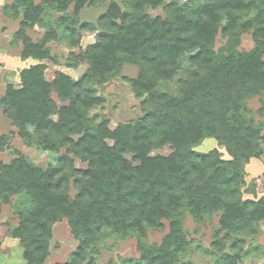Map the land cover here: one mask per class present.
<instances>
[{
  "label": "trees",
  "instance_id": "1",
  "mask_svg": "<svg viewBox=\"0 0 264 264\" xmlns=\"http://www.w3.org/2000/svg\"><path fill=\"white\" fill-rule=\"evenodd\" d=\"M105 1L11 0L1 7L21 17L11 40L20 57L37 62L19 71L17 83L6 84L0 107L26 146L52 158L42 167L17 153L0 164V205L21 197L17 224L0 222V243L10 235L25 264H42L53 225L65 220L77 244L55 264H97L98 243L108 234L135 236L139 256L125 264H177L191 243L184 212L195 220L215 213L216 264H235L239 244L264 221V196L242 198L240 190L244 164L263 152V124L247 118L245 101L264 93V0H108L93 41L69 52L71 66L86 63L83 73L72 79L55 71L48 79L45 61L56 58L47 43L63 37L77 46L78 12ZM157 7L162 15L147 12ZM35 25L44 29L38 40L26 32ZM248 31L252 48L238 50ZM125 64L137 68L128 81L141 114L110 128L107 118L91 113L103 103L96 86ZM180 69L177 92L159 90ZM257 113L264 118V97ZM206 137L230 158L216 148L195 150ZM9 138L0 134V152ZM163 147L170 151L152 154ZM163 221L168 231L160 243H146V231L162 228ZM224 239L238 248L234 254L224 252Z\"/></svg>",
  "mask_w": 264,
  "mask_h": 264
},
{
  "label": "rangeland",
  "instance_id": "2",
  "mask_svg": "<svg viewBox=\"0 0 264 264\" xmlns=\"http://www.w3.org/2000/svg\"><path fill=\"white\" fill-rule=\"evenodd\" d=\"M11 0H0V96L4 92L7 83H17L19 71L34 64L37 61L32 58L22 59L20 57V48L13 44L12 33L18 28L21 17H12L5 15L1 7L5 2ZM38 2V0H34ZM177 1L179 3L186 0H167ZM108 5V0L96 6H84L78 12V21L75 25L76 34L79 36V44L71 46L67 39L61 37L56 41H50L47 45L51 53L55 56L56 62L45 61V73L48 79H52L55 71H63L72 79H77L85 70L86 63H78L77 66H71L69 63V52L78 53L80 49L94 39L95 29H97V18L103 13ZM147 12L151 16L162 15V8H149ZM81 23H85L84 29L80 28ZM93 25L94 31L88 27ZM44 29L38 25L27 29L26 32L33 40L41 38ZM60 32V31H58ZM222 43L219 36L216 38L215 46ZM253 46L251 31L245 32L240 36L238 50H249ZM137 68L125 64L121 71L102 86H96V92L103 98V103L91 110V113H97L100 117L108 119L110 128H114L119 122H126L134 119L141 114L140 99L136 98L129 78L135 77ZM184 76L183 69L170 82L161 83L159 90L175 94L178 90V79ZM264 93L251 97L245 101V105L250 110V115L255 122L263 124L262 133H264V118L260 117L257 109L260 106V99ZM52 98L57 101L53 93ZM58 102V101H57ZM58 104H60L58 102ZM0 134H6L10 137L8 148L0 152V164L8 163L17 153L27 155L34 163L46 167L52 156L48 152H41L35 147L26 146L17 134V129L12 125L11 120L3 113L0 107ZM110 142V141H109ZM111 143V142H110ZM263 152L258 157L250 158L244 164L243 183L240 187L242 198L257 199L264 196V143H261ZM216 148L221 158L228 159L230 156L222 145H219L213 138L206 137L195 150L206 152ZM170 151L168 147L155 150L152 154H167ZM130 158V155H126ZM77 167H84L85 164L75 160ZM71 194L74 190L71 189ZM21 197L13 196L9 204L0 205V222H7L15 226L18 218L15 213V206ZM160 229L146 231L144 241L148 244L160 243L161 237L168 231L166 221ZM183 228L188 232L191 243L187 250L180 256L177 264H216L217 253L212 246L214 240V231L218 228V215L211 214L204 216L202 220H195L188 212H184L182 220ZM224 232L220 233V237ZM231 239H224L223 250L226 253L234 254L236 249H231ZM77 241L72 237L69 226L65 220L56 222L52 227V237L49 242V254L42 264H55L65 261L69 254L75 249ZM240 258L235 264H264V221L260 223L257 232L254 235L246 236L243 243L239 244ZM98 253L95 255L97 264H125V259L136 258L139 256L135 236L120 238L108 234L103 237L97 246ZM0 264H25L22 258V247L18 240L7 235L0 243Z\"/></svg>",
  "mask_w": 264,
  "mask_h": 264
},
{
  "label": "crops",
  "instance_id": "3",
  "mask_svg": "<svg viewBox=\"0 0 264 264\" xmlns=\"http://www.w3.org/2000/svg\"><path fill=\"white\" fill-rule=\"evenodd\" d=\"M5 3H7V2H5ZM5 3H4V4H5ZM4 239H5V238H4Z\"/></svg>",
  "mask_w": 264,
  "mask_h": 264
}]
</instances>
